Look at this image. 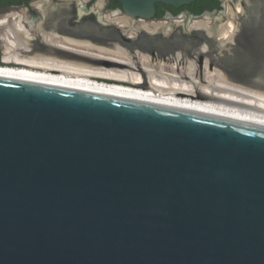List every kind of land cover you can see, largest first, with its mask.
Masks as SVG:
<instances>
[{"label":"water","instance_id":"water-1","mask_svg":"<svg viewBox=\"0 0 264 264\" xmlns=\"http://www.w3.org/2000/svg\"><path fill=\"white\" fill-rule=\"evenodd\" d=\"M115 1L149 21L198 0ZM236 1L202 14L232 9L247 69H224L264 89V0ZM0 264H264V124L0 76Z\"/></svg>","mask_w":264,"mask_h":264},{"label":"bare ground","instance_id":"bare-ground-1","mask_svg":"<svg viewBox=\"0 0 264 264\" xmlns=\"http://www.w3.org/2000/svg\"><path fill=\"white\" fill-rule=\"evenodd\" d=\"M72 1L79 4L76 12L84 14L87 0L35 1L34 5L43 15L35 25L42 32L40 37L25 25V22L32 23L25 11L0 16L4 59L17 64L0 66V76L167 103L264 124V89L231 79L225 69L211 67L208 57L200 65L195 59H189L179 66L178 61L183 58L181 51L175 53V62L171 65L162 61L154 64L148 54L139 52L143 65L140 70L131 51L118 42L109 47L92 39L62 36L52 29L46 32L49 18L57 13H69ZM240 1L236 4L238 11ZM103 6L99 0L93 8L100 17ZM229 12L230 17L220 25L211 21L209 14L187 25L190 29L203 28L214 33L219 47L223 48L234 40L239 28L232 9ZM105 17L127 27L132 34L141 28L153 32L168 28L165 21L135 20L116 10ZM177 22L181 24L183 20ZM103 31L105 35L116 36L112 31ZM209 48L206 42L196 50L207 54ZM105 57L115 61L104 62L101 58Z\"/></svg>","mask_w":264,"mask_h":264},{"label":"rangeland","instance_id":"rangeland-1","mask_svg":"<svg viewBox=\"0 0 264 264\" xmlns=\"http://www.w3.org/2000/svg\"><path fill=\"white\" fill-rule=\"evenodd\" d=\"M99 0H96L93 7H90V9H85L84 14H79L77 11L76 13V8L79 7L78 2L72 1L73 6L72 10L73 12L71 13V17L67 18L66 20H62V25L64 28L67 30L69 28H72L74 30L75 35H72L70 33L60 31V34L62 36H76L75 38H87V39H92L94 42L97 44H102L106 45L109 47H112V44L115 42L120 43L121 45L125 46L128 48L133 57L134 60L136 61V68L142 70L143 65L141 64L139 60V52L148 54L150 56V59L154 64L162 61L165 62L166 64H174V56L177 51H181L183 53V58L178 61V65L182 66L186 63L187 60L189 59H195L197 63L200 65L204 59V57L210 58V65L211 67H218L224 70V68L227 69H242L246 68V61L243 59L242 56H240L238 53V49L241 48L240 44L238 43V40L240 39V34L242 32L241 28H238V31L235 35V38L232 42H229L225 47L221 48L219 47V44L217 43V40L214 42L207 37L204 36L202 32H198L196 30H200L203 28H192L190 29L189 26L187 25L190 21H187L185 18H173V19H168V18H160V19H153L149 21H165L168 25L167 29H159L155 32L146 30L145 28H141L137 34H132L127 27L124 28L121 24L117 23L114 20L108 19L105 16L107 14L112 13L113 9H105L108 4L109 0H102L103 1V8H102V16L100 17L99 14L97 13L96 10L93 8L97 6ZM76 2V3H75ZM229 2V1H228ZM239 2V0L236 1ZM86 4H91L93 3V0H87L84 2ZM229 5V3H228ZM230 6V5H229ZM87 10V11H86ZM120 15H125L126 13H119ZM99 16V17H98ZM205 14H201L199 18H195L192 21L196 19H204ZM211 21H214L216 25H220L221 23H224L227 19H221L219 14H213L211 13L210 15ZM95 19H101L102 22H105L107 24H112L120 28V34L119 36H112V35H105L103 29H100L97 24ZM103 19V20H102ZM183 20V22L178 23V20ZM148 21V20H147ZM236 21V20H235ZM247 22H251L250 20H247ZM174 23V24H172ZM237 25L241 22H236ZM247 24V23H246ZM170 28V29H169ZM146 31L148 34H162L163 36H167L169 40H172L171 38L173 37H178L179 34L186 33V31L190 33V37L187 38V41L182 43L180 42L179 39L174 41L176 44L182 43L180 46L176 47L174 50H170L172 47L171 45L173 43H168V41L161 39V37L157 36L156 38L152 40H148L144 37V35L141 34V31ZM206 30V29H205ZM107 32H110V30L106 29ZM90 32V33H89ZM130 32V33H129ZM209 33V32H208ZM76 34H82V36H77ZM91 35V36H98L100 38H107L106 40H96L93 37H88L86 35ZM133 36H132V35ZM115 35V34H114ZM136 37H135V36ZM212 39H217V36L214 33H209L208 34ZM116 37V38H115ZM193 40H198L200 39L202 43L208 42L210 45L209 52L207 54L200 53L196 50V48L201 45L199 44L197 47H194V41ZM135 41V42H134ZM232 43V44H231ZM164 46L165 48L163 49V52L160 50V48ZM234 48V51H233ZM108 58V57H107ZM101 58L102 61L104 62H113L115 60L109 58L107 59ZM111 59V60H110ZM119 62V61H118ZM121 63V62H119ZM122 65H126L122 63ZM247 69V68H246ZM237 82V81H236ZM241 83V82H240ZM257 88V87H256Z\"/></svg>","mask_w":264,"mask_h":264},{"label":"flooded vegetation","instance_id":"flooded-vegetation-1","mask_svg":"<svg viewBox=\"0 0 264 264\" xmlns=\"http://www.w3.org/2000/svg\"><path fill=\"white\" fill-rule=\"evenodd\" d=\"M35 1H37V0H0V16H2L3 14H6V13H10V12H23V11H25L26 14L28 15V17L32 21V23L25 22V25L30 29V31L32 33H34L38 37H40L42 32L41 31L39 32V30L37 31V29L35 28V25L37 24V22L39 20H41L43 15H42L41 10L34 5ZM109 1L111 4L112 3L114 4L115 0H109ZM218 1H219V5L221 8V0H218ZM156 7H157L156 18L165 17L167 14L178 15L179 13H182V12L189 13V14H197V13H195L194 8H199V10H200L199 14H202L205 11H214V10L220 9V8H214L212 6V4L210 2H208L207 0L206 1L205 0L194 1L190 4L183 5L180 7H175V6L164 4V3H157ZM71 10H72V4H71ZM158 13H161V15L158 16L157 15ZM66 14H68V12L57 13V15H54L51 18H49L47 26L45 28L46 29L45 31L50 32L52 29L53 32H56L59 34H60V31H64V32L70 33L72 35H75L74 30L72 28H69L67 30L62 25V20L67 19V18H65ZM71 15L72 14H70L69 17H71ZM76 35L82 36V34H76ZM86 36L93 37L89 34ZM69 37L75 38L76 36H69ZM96 40H98V39H96ZM4 53H5V48H4V44L2 42V38H1V34H0V66L17 65L14 62L5 61Z\"/></svg>","mask_w":264,"mask_h":264},{"label":"trees","instance_id":"trees-1","mask_svg":"<svg viewBox=\"0 0 264 264\" xmlns=\"http://www.w3.org/2000/svg\"><path fill=\"white\" fill-rule=\"evenodd\" d=\"M205 1H206V0H205ZM207 1L210 2L214 8H220L219 1H218V0H207ZM114 3H115L117 6H121L120 3L117 2V1H114ZM194 11H195V13H197V14L200 13L199 8H194ZM157 15L160 16L161 13H158Z\"/></svg>","mask_w":264,"mask_h":264}]
</instances>
